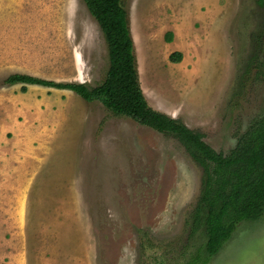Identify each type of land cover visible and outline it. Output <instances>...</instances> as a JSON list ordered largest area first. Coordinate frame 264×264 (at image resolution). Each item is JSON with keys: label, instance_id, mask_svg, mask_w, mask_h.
Here are the masks:
<instances>
[{"label": "rangeland", "instance_id": "obj_1", "mask_svg": "<svg viewBox=\"0 0 264 264\" xmlns=\"http://www.w3.org/2000/svg\"><path fill=\"white\" fill-rule=\"evenodd\" d=\"M122 4L149 105L227 153L264 113V6ZM175 50L178 62L168 58ZM107 65L82 0H0V242H12L17 264L16 246L25 264H186L205 255L203 233L186 225L200 168L177 139L71 90L2 83L21 72L95 85ZM207 264H264V211L238 221Z\"/></svg>", "mask_w": 264, "mask_h": 264}, {"label": "trees", "instance_id": "obj_2", "mask_svg": "<svg viewBox=\"0 0 264 264\" xmlns=\"http://www.w3.org/2000/svg\"><path fill=\"white\" fill-rule=\"evenodd\" d=\"M82 2L96 20L106 43L108 65L104 78L91 85L14 72L8 74L2 83H20L21 91H25L29 84L71 90L86 101L98 100L114 115L129 117L177 139L201 173L199 192L186 225L191 233H203L205 255L196 251L186 264H207L230 238L238 221L256 219L264 211V113L249 123L227 153L215 150L203 139L201 131L149 105L140 86L128 13L122 0ZM258 2L264 6V0ZM171 38L172 32L167 31L165 39L169 41ZM168 58L178 62L182 54L175 50ZM252 69H245L241 76L243 83ZM257 72L264 81V71L259 69ZM0 264L8 263L3 261Z\"/></svg>", "mask_w": 264, "mask_h": 264}, {"label": "crops", "instance_id": "obj_3", "mask_svg": "<svg viewBox=\"0 0 264 264\" xmlns=\"http://www.w3.org/2000/svg\"><path fill=\"white\" fill-rule=\"evenodd\" d=\"M219 17V16H218ZM215 18V17H214ZM212 20H213V18H212ZM212 26H211V30H212V28L214 27V22L212 21ZM220 24V20H219V23H218V25ZM215 27L217 28V31H216V33L218 32V26L217 25H215ZM210 30V36L212 35V31ZM172 36H173V33H172ZM174 37H175V33H174ZM166 40V39H165ZM171 40H172V38H171ZM171 40H169L168 42H171ZM210 40H211V38H210ZM133 42H134V40H133ZM180 51V50H179ZM181 52V51H180ZM181 54H182V52H181ZM137 70H138V67H137ZM138 75H139V72H138ZM141 86V85H140ZM142 88V87H141ZM143 91V90H142ZM144 93V92H143ZM146 97V96H145ZM6 178H9L8 176H6ZM20 220V219H19ZM20 221H22V219L20 220ZM17 246L15 247V252H17L18 254V256L21 258V263H19V264H25V263H27V261L25 260V256H24V254H22V252L20 251V252H18L17 250ZM13 252H14V247H13V245H12V242L11 241H9L8 240V242H5V243H2V242H0V262H3V261H5V262H7L8 264H17V263H15V262H17V260H16V258H15V256H14V254H13ZM13 258V259H12Z\"/></svg>", "mask_w": 264, "mask_h": 264}]
</instances>
